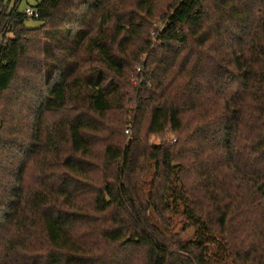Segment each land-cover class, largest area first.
Returning <instances> with one entry per match:
<instances>
[{"label": "trees", "instance_id": "obj_1", "mask_svg": "<svg viewBox=\"0 0 264 264\" xmlns=\"http://www.w3.org/2000/svg\"><path fill=\"white\" fill-rule=\"evenodd\" d=\"M18 1L0 0V264H264V0H41L37 27Z\"/></svg>", "mask_w": 264, "mask_h": 264}, {"label": "rangeland", "instance_id": "obj_2", "mask_svg": "<svg viewBox=\"0 0 264 264\" xmlns=\"http://www.w3.org/2000/svg\"><path fill=\"white\" fill-rule=\"evenodd\" d=\"M41 0H22L21 3L18 6L19 11L24 12L26 8L28 7H34L38 2H40ZM14 3V1H13ZM12 3V4H13ZM164 9V8H163ZM27 24L30 27H37L40 25L39 22L36 21H32V19H29V21L27 22ZM135 86L139 87V84L137 83V81H135L134 83ZM129 113H127L126 115H123V119H122V123L124 126L125 123H131L134 125H136V127L140 126H145L147 123V118L146 117H137L136 115V111H133L132 108L129 106ZM119 118H122L120 116H117ZM58 118V116H54L52 119L56 120ZM116 116H112L111 120H115ZM132 135H127L125 137V143H129L130 139H131ZM172 138L171 133H167V135L165 136V140H168ZM124 139V138H123ZM133 139V136H132ZM160 142V139L157 138V136H152L150 138L149 143L152 144H158ZM103 148V143L101 144V146L99 148H97V152L100 153L102 151ZM151 179V176H147L146 177V182H149ZM98 224V223H97ZM99 224H102V222H99ZM99 226V225H98ZM186 238V237H185ZM107 264H145L144 263V253L141 250H126L124 249L123 251H114L113 255H112V259H110Z\"/></svg>", "mask_w": 264, "mask_h": 264}, {"label": "built area", "instance_id": "obj_3", "mask_svg": "<svg viewBox=\"0 0 264 264\" xmlns=\"http://www.w3.org/2000/svg\"><path fill=\"white\" fill-rule=\"evenodd\" d=\"M21 1H22V0H19V1H18L17 6H16V9H18V6H19V4L21 3ZM23 13L28 17V19H32V20H33V19H38V18H39V13H38V11H37L35 8H33V7H28V8H26L25 11H24ZM162 27H163V26L160 27V31L162 30ZM145 61H146V56L143 57V59H142V63H144ZM137 72H138V73H141V72H142V69H141L140 67H138V68H137ZM137 83H138L139 85H141V81L137 80ZM127 133L130 134V131H127Z\"/></svg>", "mask_w": 264, "mask_h": 264}]
</instances>
